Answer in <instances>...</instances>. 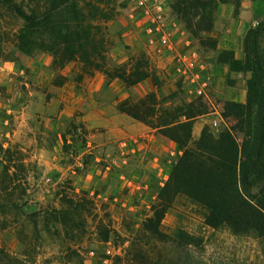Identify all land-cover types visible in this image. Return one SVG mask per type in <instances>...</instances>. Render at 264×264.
<instances>
[{
  "label": "rangeland",
  "instance_id": "374dc122",
  "mask_svg": "<svg viewBox=\"0 0 264 264\" xmlns=\"http://www.w3.org/2000/svg\"><path fill=\"white\" fill-rule=\"evenodd\" d=\"M16 1L41 13L53 0ZM171 3L75 0L83 25L98 27L92 30L95 49L87 55L91 64L76 59L63 67L52 64L44 35L36 34L30 53L21 51L16 34L22 21L0 7V248L14 264H112L137 241L152 261L165 264H264L257 239L211 229L195 210L183 216L182 199L162 212L158 193L181 151L118 109L120 102L144 101L150 118L171 112L172 120H180L176 110L200 104L207 112L194 120L200 132L219 130L223 120L233 125L222 118L226 101L218 88L246 90L248 74L225 64L214 86L196 54L222 59L221 34H233L242 54L246 29L264 18V0L218 4L211 32L197 35ZM243 9L253 14L246 29L237 22ZM68 11L61 7L56 20L74 23ZM150 19L171 26L167 33L174 42L145 46ZM181 46L191 52L186 56ZM259 49L264 55V36ZM189 59L196 61L193 68ZM125 76L136 80L133 86L118 78ZM194 122L191 145L200 135L192 133ZM155 211L163 233L184 228L201 237L202 245L184 248L148 239L145 227Z\"/></svg>",
  "mask_w": 264,
  "mask_h": 264
},
{
  "label": "trees",
  "instance_id": "16d2710c",
  "mask_svg": "<svg viewBox=\"0 0 264 264\" xmlns=\"http://www.w3.org/2000/svg\"><path fill=\"white\" fill-rule=\"evenodd\" d=\"M227 0H172L171 9L193 35L209 33L213 28V13L218 4ZM0 7L22 21L16 34L18 48L30 53L36 34L44 35V49L52 56V64L63 67L80 60L91 64L88 53L94 51L93 29L83 25L75 11V0H53L50 6L37 13L34 7L24 9L16 0H0ZM69 9L74 23L56 20V12ZM264 36V18L249 27L242 41V58L236 59L229 50L220 52L218 62L228 64L231 71L247 73L246 96L243 103L226 101L223 126L213 132L204 127L194 144H190L194 120L207 114L197 106H184L176 110L180 120H172L174 113L165 112L162 119L150 118L149 107L120 102L118 109L168 138L181 151L168 178L158 193L162 212L172 208L174 201H184L183 216L198 211L203 224L211 229L225 228L233 236H253L264 252V55L260 52V39ZM216 47V42H212ZM129 75V74H128ZM126 86L136 80L118 77ZM172 120V121H171ZM164 210V211H163ZM4 207L0 205V213ZM161 215L155 211L147 220L148 239L157 243H176L187 248L201 246L199 236L177 228L168 235L160 230ZM139 242H131L123 258L116 257L112 264H165L155 262ZM15 259L0 248V264H14Z\"/></svg>",
  "mask_w": 264,
  "mask_h": 264
},
{
  "label": "crops",
  "instance_id": "0c3cea01",
  "mask_svg": "<svg viewBox=\"0 0 264 264\" xmlns=\"http://www.w3.org/2000/svg\"><path fill=\"white\" fill-rule=\"evenodd\" d=\"M253 17L252 11L248 9H243L238 16V24L239 25H244L243 29L248 28V25ZM146 32L147 36H145V46L150 45V43H155V42H161L163 44H166L169 46L174 39V35L167 33L171 32L169 31L171 26H168L166 24H158L155 23L153 20H149L146 23ZM247 30V29H246ZM234 35L233 34H221L219 37V41L217 42V49L218 50H229L234 53V57L236 59H241L242 54L238 52L240 50V47H238V44L234 42ZM186 47V46H185ZM160 51L161 54H164L167 52L164 47ZM239 48V49H238ZM181 53H184L186 56L191 52V50L185 49L184 46L180 48ZM193 52V50H192ZM194 54V52H193ZM201 54V55H200ZM200 54H196V56H201L199 59L201 61L200 65L203 68H208V71H205V76H207L208 80H213L214 81V86L216 85V82L220 79L219 73L220 70L224 68L226 70V65L224 63H220L217 61H212V55L208 52H200ZM197 74H195L196 76ZM198 76V75H197ZM219 78V79H218ZM219 92L224 96L225 101H232V102H238V103H243L245 101V96H246V90L243 89V91H237L236 89L233 90L227 86H219L218 88ZM197 122H194L193 126V131L192 133H195V135H198L200 132V126L198 127ZM202 126V124H201Z\"/></svg>",
  "mask_w": 264,
  "mask_h": 264
},
{
  "label": "built area",
  "instance_id": "2783aa9c",
  "mask_svg": "<svg viewBox=\"0 0 264 264\" xmlns=\"http://www.w3.org/2000/svg\"><path fill=\"white\" fill-rule=\"evenodd\" d=\"M158 8L160 9V6H158ZM189 63H188V67H190V68H193L195 65H196V61L194 60V59H189V61H188ZM197 76V75H196ZM196 76L195 75H193V78L195 79L196 78ZM217 120L216 119H214L213 121H212V125L214 126V127H216L217 126Z\"/></svg>",
  "mask_w": 264,
  "mask_h": 264
}]
</instances>
